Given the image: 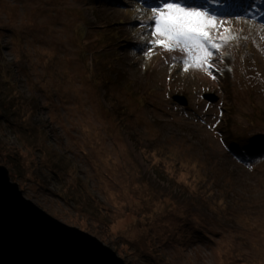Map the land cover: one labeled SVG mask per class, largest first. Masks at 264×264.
<instances>
[{
	"label": "rangeland",
	"instance_id": "374dc122",
	"mask_svg": "<svg viewBox=\"0 0 264 264\" xmlns=\"http://www.w3.org/2000/svg\"><path fill=\"white\" fill-rule=\"evenodd\" d=\"M166 3L216 19L210 68L148 54ZM224 3L0 0V166L126 264H264V10Z\"/></svg>",
	"mask_w": 264,
	"mask_h": 264
},
{
	"label": "water",
	"instance_id": "95a60500",
	"mask_svg": "<svg viewBox=\"0 0 264 264\" xmlns=\"http://www.w3.org/2000/svg\"><path fill=\"white\" fill-rule=\"evenodd\" d=\"M174 101L186 105L185 100ZM0 264L126 263L95 236L64 224L25 198L8 169L0 166Z\"/></svg>",
	"mask_w": 264,
	"mask_h": 264
},
{
	"label": "snow or ice",
	"instance_id": "6c2138e0",
	"mask_svg": "<svg viewBox=\"0 0 264 264\" xmlns=\"http://www.w3.org/2000/svg\"><path fill=\"white\" fill-rule=\"evenodd\" d=\"M154 28L150 41L155 47L166 52L179 51L183 56L184 70L189 66L198 69L210 68L213 52L219 51V44L211 35L218 22L214 17L200 11L188 10L176 3H166L161 8L152 10ZM224 40V37H219Z\"/></svg>",
	"mask_w": 264,
	"mask_h": 264
},
{
	"label": "trees",
	"instance_id": "16d2710c",
	"mask_svg": "<svg viewBox=\"0 0 264 264\" xmlns=\"http://www.w3.org/2000/svg\"><path fill=\"white\" fill-rule=\"evenodd\" d=\"M0 69H2V71H0V74L1 75H4V70L6 69V66L5 65H3V64H1V61H0ZM12 86H15V85H10V86H1V87H3L4 89H7V91L11 94L12 92H13V88H12ZM16 87V86H15ZM5 99V98H4ZM0 105H3V103H0ZM228 146H231L232 147V151L234 152V153H238V151L239 150H242V151H246V148H245V146L248 148V149H251L250 147H249V144H246V145H243V146H241V147H237L236 145H234V143H229L228 144ZM250 151H252V150H250ZM257 152H262V151H258V150H256ZM259 153V154H260ZM249 155V154H248ZM247 155V153L245 154V155H243L244 157L245 156H248ZM250 156V155H249ZM205 176V175H204ZM149 180H150V178H149ZM206 184V183H205ZM198 207V206H197ZM186 210H192V209H190V208H188V209H186ZM196 216V214L194 215V216H192V218L193 217H195ZM165 218H166V220L168 221V220H172L173 219V216H172V214H168V215H166L165 216ZM179 223H181V224H183L184 226H186V228H188L187 230H189V229H192V223H191V220H187V219H185V218H183L182 216L181 217H178V216H176L175 217V219H174V222H173V224H171L173 227H175L174 228V232H175V234H176V242H174L173 244L174 245H176V243H178V242H180V240L178 239L179 238V236H181L180 234H185L186 232L185 231H183L182 229H181V226H180V224ZM219 224V223H218ZM188 232V231H187ZM165 234H167V231H166V233ZM188 234V233H187ZM188 236V235H187ZM187 238V237H186ZM182 239H183V237H182ZM206 240H208V237H207V239ZM206 240L205 241H203V242H206ZM153 259H154V256H153Z\"/></svg>",
	"mask_w": 264,
	"mask_h": 264
},
{
	"label": "clouds",
	"instance_id": "9594fccd",
	"mask_svg": "<svg viewBox=\"0 0 264 264\" xmlns=\"http://www.w3.org/2000/svg\"><path fill=\"white\" fill-rule=\"evenodd\" d=\"M261 8H262V7H261ZM261 8H260V9H261ZM173 102H174V101H173ZM180 106L187 107L188 104H187V102H186V105H180ZM247 155H248V154H247ZM246 157L248 158V156H245V158H246ZM242 160L245 161V164H248V163H250V162H253L252 159H248V160H246V159H244V157L242 158ZM242 160H241V162H237V164H239V163H243Z\"/></svg>",
	"mask_w": 264,
	"mask_h": 264
},
{
	"label": "bare ground",
	"instance_id": "6f19581e",
	"mask_svg": "<svg viewBox=\"0 0 264 264\" xmlns=\"http://www.w3.org/2000/svg\"><path fill=\"white\" fill-rule=\"evenodd\" d=\"M227 1H232V0H227ZM233 16H236V13L235 11L233 10Z\"/></svg>",
	"mask_w": 264,
	"mask_h": 264
}]
</instances>
